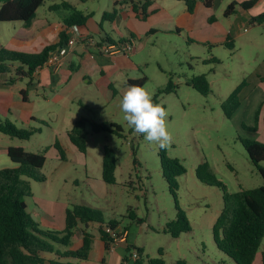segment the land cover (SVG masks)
I'll return each mask as SVG.
<instances>
[{"label":"rangeland","instance_id":"obj_1","mask_svg":"<svg viewBox=\"0 0 264 264\" xmlns=\"http://www.w3.org/2000/svg\"><path fill=\"white\" fill-rule=\"evenodd\" d=\"M63 1L77 11L96 13V19L91 16L87 20V26L94 25L96 20L100 22L102 16L99 17V12L104 9V13H112L114 6L113 0H45L38 10V20L49 21L55 27L62 24L70 11L62 8L52 11L50 8L61 5ZM246 1L249 0H232L230 3L218 0L209 14L204 9L196 11V7V24L192 29L182 34L176 31H147L135 42L137 50L141 51L138 62L142 68L138 77L132 80L146 77L148 81L144 87L152 93L154 102L168 111V129L173 140L167 149L148 143L122 119L120 100L127 86L116 85V93L113 92L109 101L100 97L105 107L99 108V104H95L86 110L87 107L83 106L90 122L113 121L122 126L123 137L109 132L95 133L88 127L87 153L77 152L78 158L66 154V161H62L54 148L49 147L57 127H53L50 121L45 124L53 127L52 131L42 121L28 124L20 119L10 120L19 128L41 130L29 141L11 139L0 133V170L16 166L6 154V148L13 144H23L29 152L42 150L46 155L47 164L42 173L49 179V184L30 182L32 196L26 198L30 212L37 209L33 200L35 197H50L55 202L65 200L71 206L69 209L75 205L90 206L100 210L106 222L116 219L129 224L138 248L144 250L145 261L161 257L165 264H176L178 260L188 264H236L218 249L213 234L214 225L224 207V192L202 183L196 176V170L208 162L229 194L264 185L258 168L250 161L243 146V142L248 140L264 144V108L259 121L255 119L261 105L264 107V23H252L253 18L264 14V0L249 10L248 15L241 12L229 18L224 16L230 4ZM122 7L133 17L142 16V12H138L130 2L123 3ZM103 23L105 32L113 36L110 22L104 20ZM240 23L245 28L236 33ZM22 25L20 22L0 23V47L11 50ZM93 29L100 33V27ZM230 29L234 30V36L236 34L232 49L222 45ZM115 38L118 36L115 35ZM36 50L34 53L42 51ZM201 75H206L210 84L211 93L207 96L189 85L193 78ZM17 76L13 71L1 75V78L9 80ZM244 81L249 86L246 98L229 119L222 105ZM170 83L174 88L168 90ZM97 84L99 88L94 89V94L102 89V85ZM93 96L90 94L91 100ZM88 102L83 100L84 104L92 105ZM48 109L57 110L58 107L51 105ZM106 146L112 148L118 158L115 185L106 184L100 178L99 166ZM162 150L169 158L178 159L186 170V174L177 179L179 189L176 199L164 178L160 158ZM260 166L264 168V162ZM58 170H61L60 178L69 179L67 184L56 183ZM88 172L96 180L100 178L99 182L104 187L97 185V181L94 185L88 183ZM178 208L186 214L192 230L173 238L164 231L169 223L176 220ZM130 212L134 213L135 220L128 218L124 221ZM99 230V224L88 227L94 238L88 259L90 264H102V253L104 257L108 254L99 241ZM81 244L79 238L74 237L70 247H56L61 252L74 251ZM253 264H264V239Z\"/></svg>","mask_w":264,"mask_h":264},{"label":"trees","instance_id":"obj_2","mask_svg":"<svg viewBox=\"0 0 264 264\" xmlns=\"http://www.w3.org/2000/svg\"><path fill=\"white\" fill-rule=\"evenodd\" d=\"M85 1V0H82ZM182 2L187 7L190 14H194L197 4L201 2L207 10H212L216 0H175ZM262 0H249L243 3L230 4L224 16L229 18L239 10L249 11L257 6ZM0 23L20 22L29 29L38 17V10L44 5L45 0H0ZM149 3L142 8V17H147ZM70 11L63 20L66 30L60 33L58 43L50 44L39 53H24L12 51L0 47V75H7L16 71L17 77L25 74L28 77L41 67H43L60 48L64 47L71 34L69 30L73 27L86 26L91 15L77 11L70 3L63 1L61 5L50 8L52 11L60 9ZM136 9V8H135ZM116 12L105 13L104 18L115 17ZM253 24L264 23V14L252 19ZM106 43L115 44L110 39ZM102 43V42H100ZM234 34L230 32L225 45L233 48ZM19 65L16 68V65ZM14 80L10 79L12 84ZM148 79L144 77L140 80H129L130 84L143 86ZM200 94L207 96L211 93V88L206 75L195 77L189 83ZM247 82L238 86L230 97L223 103L222 109L227 118H232L239 110L244 98H246ZM170 83L168 90L173 89ZM24 94V93H23ZM262 107L256 113V121L260 119ZM264 121V118H263ZM88 127L95 133L109 132L123 137L122 126L114 123H93L86 118L76 122L68 133L71 144L81 154L87 153ZM40 129L17 127L9 119L0 116V133L11 139L29 141ZM243 146L248 153L250 161L258 168L264 180V168L260 166L264 162V144L257 141H244ZM62 161H66V153L59 143L54 145ZM8 157L16 164L15 168L0 170V264H46V255H54L57 261H50L49 264H78L71 262H84L89 259L92 251L93 236L88 232L90 224L100 225V237L105 243L107 250L115 244L112 235L107 230L112 231L120 237L129 230V224L122 220H112L106 222L103 213L95 208L86 205H75L66 212V228L62 232L44 231L28 212L26 198L32 196L30 182L44 183L46 177L42 173L47 158L45 153H29L22 147H10ZM161 165L164 178L170 186L172 195L177 197L179 189L177 179L186 174L185 168L178 159L169 158L165 151L160 153ZM118 158L116 152L106 146L103 155L102 178L109 185L116 184V171ZM197 178L204 184L217 187L224 192V207L218 217L213 234L218 249L232 258L236 264H253L264 239V185L262 187L241 190L235 194L226 192L223 184L218 180L213 168L208 162L201 164L196 170ZM135 220L134 213L130 212L126 219ZM122 227V228H121ZM79 228L82 229V245L78 250H66L61 252L56 245L70 247L72 239L76 236ZM191 225L186 214L178 208L177 218L167 225L165 233H169L173 238H179L181 234L190 233ZM127 252L132 256L137 253L138 259L135 264H165L160 258L144 260V250L135 245H128ZM61 260H69L62 262ZM176 264H188L184 260H178ZM224 264V263H220Z\"/></svg>","mask_w":264,"mask_h":264},{"label":"crops","instance_id":"obj_3","mask_svg":"<svg viewBox=\"0 0 264 264\" xmlns=\"http://www.w3.org/2000/svg\"><path fill=\"white\" fill-rule=\"evenodd\" d=\"M217 1L218 0L215 1V5ZM228 1V3H230L232 0ZM128 2H130L132 6H135L138 12H142L144 4L149 3L146 11L148 14L147 17L143 18L140 14L139 17L136 14L139 17L137 18L135 16L133 17L130 11L129 14L124 12L122 4ZM112 3L114 4L112 13L116 12L115 17L105 19L104 14L108 12L104 13L105 10L103 9L99 12V17L102 16V20L100 22L96 20L92 26H87L86 24V26L79 27L80 32L99 43L105 42L107 39H110L113 43H124L131 40L135 43L140 40V36L147 33V31L152 33H159L160 31L172 33L176 31L178 34H182L183 31L192 29L196 24L194 20L195 14H190L184 3L175 0H113ZM200 9L206 10L208 12L207 14L211 11L207 10L201 2L197 4L196 11ZM241 12H244L246 15L250 13V11L245 10L239 13ZM85 14L91 15L94 19L97 17L95 12ZM104 20L110 22V29L112 30L113 36L105 32ZM138 23L139 25H137ZM93 27H100V33H98V30L93 29ZM138 27H143V29L141 30ZM243 28L245 27H242V23H240L239 27H236V33H239ZM65 30L66 28L63 23L55 27L54 24L49 21L38 20L37 17L31 28L27 29L24 25L20 27L18 36L14 38V41H16L15 46L11 48V50L21 52L30 51L31 53L37 51L36 49L43 50L50 44L58 43L60 40V33ZM71 31L72 29L69 30V34H71ZM233 31L234 30L230 29L227 33V37L229 33ZM115 35L118 36V38H115ZM234 39H236V34ZM225 43L222 45H225ZM140 52L141 51L137 50L136 47L135 51L129 56L121 54L107 56L96 53V48L94 46L79 40L72 52L65 57L64 65L59 71H55L50 66L44 67L37 70L31 78L25 74L16 78H11L14 80L12 84L9 83L10 79H2L0 75V116L9 120L14 119L15 121L20 119L22 122L28 124L42 121L44 126L50 129V131L53 130V127L57 126L56 130L52 133L49 147L54 148L58 154L54 145L59 143L66 154L78 158V150L71 144L68 133L77 121L82 118L88 119L86 114L88 107H93L95 104H99V108L105 107V102L102 103L101 101L102 97H106V100L109 101L113 96L116 85L126 87L129 80L138 77L142 68V65L138 62ZM98 82L102 85V89L101 91L98 90L97 94H94V89L99 88L97 87ZM90 94L94 95L92 97L93 100H91ZM85 99L87 102L89 101L88 103H92V105L84 104L83 100ZM59 103L63 104L59 105ZM76 103H78V105H76ZM51 105H56L58 109H48ZM83 106L87 107L86 110L85 108L83 109ZM261 107L263 110L264 107L262 105ZM47 121H50L53 127L46 125L45 123H47ZM109 123H113V121ZM12 146L22 147L26 152H29L23 144H13L6 148L7 155L8 149ZM29 153L44 152L39 150V152ZM57 157H59V154ZM15 167L16 166H10L9 168ZM99 169L101 171L100 178H102L103 159ZM60 172L61 170H58L59 175H57L56 172V183L61 182V184H67L69 179L60 178ZM100 178L96 180L89 176L88 172L86 179L88 183L94 185L97 181V185L104 187V185L99 182ZM44 183L49 184V179L46 178V182ZM60 199L62 198L60 197ZM33 200L34 203L36 202L37 209H33L32 212H30L29 205L27 204L28 212L39 226L46 229L44 231H64L66 228V212L71 206H69L65 200H58L55 202V200H52L50 197L44 199L35 197ZM125 225L126 224L122 227ZM140 229L141 231L144 230L143 228ZM125 233V241L118 242L114 247L110 248V250L106 249L105 243L102 241L101 237L99 238V241L103 245V249L108 253L107 257H104L105 255L102 253L100 259L102 264H135L136 260L127 252V247L131 244L137 246V242L136 239L134 240L130 228ZM81 235L82 229L79 228L75 238L78 237L79 241L82 243ZM45 259L47 260L46 264H49L50 261H57L54 255H46ZM61 261L68 262L69 260ZM71 262L90 264L88 260L84 262L71 260Z\"/></svg>","mask_w":264,"mask_h":264},{"label":"clouds","instance_id":"obj_4","mask_svg":"<svg viewBox=\"0 0 264 264\" xmlns=\"http://www.w3.org/2000/svg\"><path fill=\"white\" fill-rule=\"evenodd\" d=\"M122 119L137 134L161 149L170 147L173 137L168 129V111L154 102L152 93L143 86L130 84L120 100Z\"/></svg>","mask_w":264,"mask_h":264},{"label":"built area","instance_id":"obj_5","mask_svg":"<svg viewBox=\"0 0 264 264\" xmlns=\"http://www.w3.org/2000/svg\"><path fill=\"white\" fill-rule=\"evenodd\" d=\"M79 40L94 46L96 48V53L104 54L107 56H115L118 54L129 56L135 51L136 48L135 43L132 40L115 44L96 42L94 39L83 35L80 32L79 27H73L71 31V38L69 39L68 43L64 47L60 48L56 53H54L49 61L39 69L50 66L55 71H59L64 65L65 57L72 52ZM107 232L112 235V238L115 242V244L112 245L111 248L114 247L118 242L125 241L124 238L126 237V233H124L120 237H117L112 231L107 230ZM132 257L135 260L138 259L137 253H133Z\"/></svg>","mask_w":264,"mask_h":264}]
</instances>
